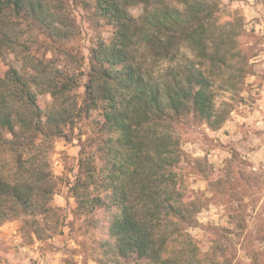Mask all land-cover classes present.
<instances>
[{
	"label": "trees",
	"instance_id": "16d2710c",
	"mask_svg": "<svg viewBox=\"0 0 264 264\" xmlns=\"http://www.w3.org/2000/svg\"><path fill=\"white\" fill-rule=\"evenodd\" d=\"M71 5L112 28L109 42L90 49L83 94L80 77L59 78L32 49L74 33ZM219 11L218 0H0V60L12 52L17 61L0 62V224L45 208L53 187L47 140L85 121L93 138L80 146L71 189L102 253L132 264H240L227 228L210 251L186 231L202 202L185 196L178 171L180 125L192 117L218 128L225 119L212 75L229 72L236 89L247 73L240 25L219 22ZM35 30L40 45L25 35ZM162 62L159 74L152 67ZM229 208L236 234L244 214Z\"/></svg>",
	"mask_w": 264,
	"mask_h": 264
},
{
	"label": "rangeland",
	"instance_id": "374dc122",
	"mask_svg": "<svg viewBox=\"0 0 264 264\" xmlns=\"http://www.w3.org/2000/svg\"><path fill=\"white\" fill-rule=\"evenodd\" d=\"M218 4L219 22L240 25L237 48L247 56V73L236 89L228 79L225 81L229 72L222 77L212 75L216 110L225 116L220 127L192 117L180 125L183 157L178 171L185 196L202 202L186 231L203 251L212 250L214 239L226 233L240 264H264V111L254 112L257 103L264 101V91L260 92L264 89V7L262 0H218ZM128 10L135 17L140 13V7L130 6ZM71 18L74 33L68 39L36 49L32 45V49L36 50L35 57L43 56L53 70L58 68L64 73H59V78L64 79L66 74L80 77L78 92L83 94L90 49L100 39L109 42L112 28L106 20L96 19L91 8L81 5H71ZM28 34L39 45L45 40L36 30ZM63 49L69 54L62 53ZM181 50V57H192L183 47ZM15 54H3V67L7 63L17 66ZM164 63L152 68L163 74ZM46 98L50 100L49 95ZM63 133V137L47 140L45 160L53 187L45 208L35 216L0 224V264H132L130 259L102 253L97 235L87 216L77 208L71 189L80 146L87 147L93 138L90 125L78 122L66 126ZM231 206L242 208L245 219L244 229L236 234L228 223ZM225 228L229 231L220 232Z\"/></svg>",
	"mask_w": 264,
	"mask_h": 264
},
{
	"label": "crops",
	"instance_id": "0c3cea01",
	"mask_svg": "<svg viewBox=\"0 0 264 264\" xmlns=\"http://www.w3.org/2000/svg\"><path fill=\"white\" fill-rule=\"evenodd\" d=\"M263 90H261L260 92H263ZM257 111V112H261V111H264V101L261 100V102L257 103V109L254 110V112ZM259 123V121L257 122Z\"/></svg>",
	"mask_w": 264,
	"mask_h": 264
}]
</instances>
